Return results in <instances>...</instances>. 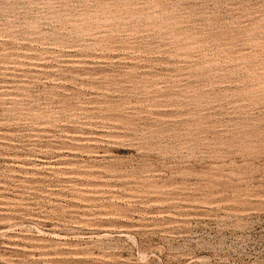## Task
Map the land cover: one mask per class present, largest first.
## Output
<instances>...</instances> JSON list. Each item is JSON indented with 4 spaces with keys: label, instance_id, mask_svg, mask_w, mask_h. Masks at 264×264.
<instances>
[{
    "label": "rangeland",
    "instance_id": "374dc122",
    "mask_svg": "<svg viewBox=\"0 0 264 264\" xmlns=\"http://www.w3.org/2000/svg\"><path fill=\"white\" fill-rule=\"evenodd\" d=\"M0 264H264V0H0Z\"/></svg>",
    "mask_w": 264,
    "mask_h": 264
}]
</instances>
